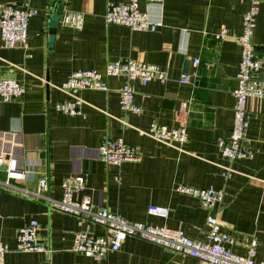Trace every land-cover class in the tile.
<instances>
[{
    "label": "crops",
    "instance_id": "0c3cea01",
    "mask_svg": "<svg viewBox=\"0 0 264 264\" xmlns=\"http://www.w3.org/2000/svg\"><path fill=\"white\" fill-rule=\"evenodd\" d=\"M61 0H0V4L27 2L37 9L28 20L25 48H5L0 37V78L11 77L25 85L22 97L0 100V133L15 130L18 163L33 174L16 182L33 189L35 180L48 178L52 198L62 196V182L75 175L84 177V187L75 198L87 196L93 209L106 208L129 221L156 226L180 227L185 235L205 240L206 217L197 199L177 191L178 185L223 188L219 218L222 230L233 237L227 244L244 255L256 238L255 260L264 259V97L248 101L246 142L253 154L232 163L228 178L220 175L218 138L229 135L235 98L232 90L240 60L236 36L242 30L243 13L251 0H163L161 4L138 0L153 21L154 31H137L107 23L104 14L110 2L128 0H64V11L84 15L81 28L61 23L49 42V21ZM258 13L252 42L256 57H264V0H256ZM61 14V15H62ZM61 18V16H60ZM222 28L229 35L216 40ZM200 59L193 65V59ZM134 59L157 65L167 72L157 79L134 82L135 113L119 108L121 77H105L107 91L84 90L80 114L57 112L54 106L68 97L61 84L74 71H104L106 64ZM191 74L190 82L179 77ZM264 81V68L257 73ZM151 123L168 127L184 125L187 139L177 147L161 143L141 132ZM122 138L137 148L135 161L107 164L98 157L103 138ZM0 167V180L5 179ZM169 209L166 218L147 213L149 205ZM38 223L37 236L46 252L17 250V231L30 220ZM104 228L87 218L50 208L43 199L13 190H0V241L7 245L5 264H72L93 262L72 250L74 233ZM96 264H201L157 244L126 237L119 249Z\"/></svg>",
    "mask_w": 264,
    "mask_h": 264
},
{
    "label": "built area",
    "instance_id": "2783aa9c",
    "mask_svg": "<svg viewBox=\"0 0 264 264\" xmlns=\"http://www.w3.org/2000/svg\"><path fill=\"white\" fill-rule=\"evenodd\" d=\"M148 3L161 4L163 0H146ZM37 13V9L27 2L0 4V37L5 48H25L27 44L28 20ZM258 5L256 0H251L250 6L242 16V30L236 36L240 46V60L236 74V85L232 90L235 98L233 106V122L229 135L226 138H218L222 163L220 175L228 178L235 170L232 163L240 158L252 157V150L246 142L248 129V101L264 97V81L255 78L254 74L264 68V57H256L252 42L253 31L256 26ZM107 23L126 26L137 31H154L159 21H153L149 13L142 10L138 0H128L123 3L110 2L104 14ZM84 15L82 12L66 10L61 15L62 24L81 28ZM229 35L228 28H222L213 33L216 40H221ZM200 59H193L196 67ZM121 77L122 84L118 88L119 108L125 111L139 112L134 100V82L138 80L146 84L149 80L157 79L161 82L167 80L168 75L157 65L145 63L134 59H119L106 64L104 71L95 69H79L72 72L61 84L68 97L57 102L54 109L57 112L69 115L80 114V107L84 99L80 93L84 90L107 91L108 85L105 77ZM191 74L184 73L179 77V82H190ZM25 85L11 77L0 78V100L7 102L22 97ZM141 132L152 136L161 143L180 148L187 139V130L184 125L168 127L163 124L151 123L147 130ZM19 134L15 131L0 133V167L5 168L6 177L0 180V190H13L28 197L46 200L50 208L63 213L87 218L94 224L104 228L102 233L92 231H79L74 233L72 250L93 259V262H73L72 264H96L112 251L119 249L120 243L126 237L139 239L157 244L173 252L188 255L198 259L201 264H264L263 260H255L258 241L252 238L247 252L244 255L232 252L227 244L233 242V237L221 228L219 210L216 205L223 201V188H199L187 185H178L176 190L185 193L198 200L202 209L208 212L206 224L208 234L205 240H196L185 235L183 230L170 228L166 225L156 226L140 221H129L119 214L106 208L93 209L90 198L84 196L75 198L84 187V177L75 175L62 182V196L55 199L46 194L48 191V178L45 175L35 180L33 189H28L16 184V182L29 178L33 174L32 169H23L19 163L17 143ZM98 157L107 164L119 165L125 161H135L140 154L136 147L128 145L122 138H103L98 144ZM147 213L166 218L169 213L167 206L149 205ZM38 223L30 220L21 227L16 234L17 250L26 252H46L47 249L37 236ZM7 245L0 241V264H5Z\"/></svg>",
    "mask_w": 264,
    "mask_h": 264
},
{
    "label": "water",
    "instance_id": "95a60500",
    "mask_svg": "<svg viewBox=\"0 0 264 264\" xmlns=\"http://www.w3.org/2000/svg\"><path fill=\"white\" fill-rule=\"evenodd\" d=\"M63 9H64V0H61L56 12L52 15V17L49 21V42H51V43L53 41L55 29L57 27V24L59 22V19H60L62 12H63ZM257 76H258L257 73L254 74V77H257Z\"/></svg>",
    "mask_w": 264,
    "mask_h": 264
}]
</instances>
